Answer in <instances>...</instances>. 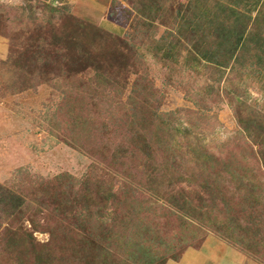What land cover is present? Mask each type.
Listing matches in <instances>:
<instances>
[{
    "label": "rangeland",
    "instance_id": "rangeland-1",
    "mask_svg": "<svg viewBox=\"0 0 264 264\" xmlns=\"http://www.w3.org/2000/svg\"><path fill=\"white\" fill-rule=\"evenodd\" d=\"M197 2L0 0V185L24 201L0 264H166L211 236L264 264L263 56L201 60ZM198 151L233 198L191 179Z\"/></svg>",
    "mask_w": 264,
    "mask_h": 264
},
{
    "label": "trees",
    "instance_id": "trees-1",
    "mask_svg": "<svg viewBox=\"0 0 264 264\" xmlns=\"http://www.w3.org/2000/svg\"><path fill=\"white\" fill-rule=\"evenodd\" d=\"M259 2L260 0H218L216 2L217 4L214 5V9H211L207 0H198L194 7L195 11L199 12L198 17L201 20L202 18L208 19L207 22L213 28L212 30L216 33V38L218 39L216 50L210 47L207 48L205 52L199 54L200 59L220 71H225L231 66V60L235 52L241 47L240 45H242V43L246 45L247 42L255 40L256 49L259 51V54L263 56V59L260 58V61L264 64V32L258 27L260 24L256 25L258 15H264V5L260 7L256 19H253L252 16L258 9ZM215 7H217V9H215ZM244 45L242 46L244 47ZM250 127L251 123L247 122L245 129L248 130ZM176 129L170 130L169 135L172 136L171 138H175L180 133H184V137L188 139L192 135L191 129L185 128L181 132H176ZM133 134L142 135L140 131H133ZM142 143L143 142H141V144ZM147 146L148 144H145L143 147L148 148ZM210 162H213L210 155L198 151L196 164H202L201 166H203L206 175L204 173H194L191 179L196 177L205 178L206 182L212 183L214 189L211 188L210 193L212 192L215 198L217 196L227 197L228 195L233 198L236 192L230 190L226 177L208 172L209 170H207V168L210 166ZM168 169L170 170V168ZM171 174L174 173L172 172ZM236 190L239 191V189ZM113 197L116 198L115 195H113ZM23 205L24 201L22 198L12 194L9 190L0 185V230L5 221L19 215ZM180 209L188 212L196 210L187 203L181 206ZM1 235L2 234H0V236ZM16 237V235H12L10 239L13 240L14 247L19 251H32V249H34L33 243L27 242L23 237L17 240ZM126 246L128 247L129 245Z\"/></svg>",
    "mask_w": 264,
    "mask_h": 264
},
{
    "label": "crops",
    "instance_id": "crops-1",
    "mask_svg": "<svg viewBox=\"0 0 264 264\" xmlns=\"http://www.w3.org/2000/svg\"><path fill=\"white\" fill-rule=\"evenodd\" d=\"M166 264H256L220 238L211 236L199 248H189Z\"/></svg>",
    "mask_w": 264,
    "mask_h": 264
}]
</instances>
